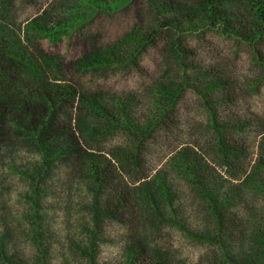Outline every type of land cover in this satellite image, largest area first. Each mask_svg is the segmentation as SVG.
Returning <instances> with one entry per match:
<instances>
[{
  "label": "rangeland",
  "instance_id": "rangeland-1",
  "mask_svg": "<svg viewBox=\"0 0 264 264\" xmlns=\"http://www.w3.org/2000/svg\"><path fill=\"white\" fill-rule=\"evenodd\" d=\"M95 1L105 8L82 0H0V14L20 29L50 20L48 34L30 33L32 47L59 58L65 78L112 115L101 117L84 104L73 110L87 127L88 150L111 161L118 182L136 194L134 219L104 214L106 190L98 192L65 157L44 166L34 141L14 131L17 137L0 148V264H138L126 249L134 236L169 264H230L226 254H249L256 230H264V196L248 184L259 168L264 173V40L257 54L206 22L193 32L160 31L162 0ZM142 31L154 36L150 42L125 43ZM107 48L120 57L99 69L79 67ZM207 71L224 78L226 88L201 75ZM121 107L136 126L163 109L167 118L144 135L115 121ZM220 133L235 141L232 167L222 157ZM185 149L204 162L208 180L221 184L233 226L221 238L214 237L213 203L177 160Z\"/></svg>",
  "mask_w": 264,
  "mask_h": 264
},
{
  "label": "trees",
  "instance_id": "trees-1",
  "mask_svg": "<svg viewBox=\"0 0 264 264\" xmlns=\"http://www.w3.org/2000/svg\"><path fill=\"white\" fill-rule=\"evenodd\" d=\"M121 1L123 0L118 2ZM82 3L105 6L95 0H82ZM156 6L160 17L158 15L155 22L160 31L193 32L198 23L206 22L209 27L223 29L230 36L251 45L257 54V46L264 40V0H162V4L160 2ZM50 25V20L42 17L29 22L25 29H20L5 14H0V148L11 144L12 139L17 137L13 133L16 131L34 141L42 154L44 166L56 157H65L75 169L85 174L96 185L98 192L106 190L103 213L130 223L131 220L126 218V215L134 219L132 210L135 207L136 194L129 186L118 182L111 161L104 160L88 150L82 136L87 127L84 129L85 123L74 115L73 110L76 104H84L101 117L107 118L111 114L104 104L96 98L87 99L72 80L65 78V70L59 58L32 47L33 39L30 33L48 34L52 31ZM147 32L130 33L125 43L145 45L154 37L152 34H146ZM115 52L116 49L113 48L95 51L84 57L79 67L99 69L112 63L114 58L120 57ZM201 75H206L216 87L224 89L228 84L224 78L211 72H203ZM167 96L164 94V101ZM117 111L116 122L128 128L132 127L131 129L144 135L167 118L166 109H163L156 111L144 125L136 126L130 123L122 107ZM225 129H230V126L227 125ZM218 140L222 157L232 167L234 163L231 154L237 158L235 141L223 133H220ZM177 160L204 198L213 203L212 219L216 228L214 237L216 234L220 238L225 236V233L232 231L233 226L225 216L226 206L222 201L221 184L216 179L208 180L204 162L188 149L180 152ZM256 174L257 179L249 178L248 184H254L264 196V173L259 168ZM147 183H144V187L147 192L150 190L148 193L155 201ZM206 183L210 184L209 188H213L207 196ZM161 184L160 190H163L164 197L169 196L166 184ZM215 204H219L220 208ZM253 239L257 245L250 247L249 254L244 255L242 252L240 257L235 258L226 254L227 261L230 264H264V230L257 229ZM222 245L226 247L225 244ZM126 249L131 263L169 264L165 254L151 252L136 236L129 239Z\"/></svg>",
  "mask_w": 264,
  "mask_h": 264
}]
</instances>
